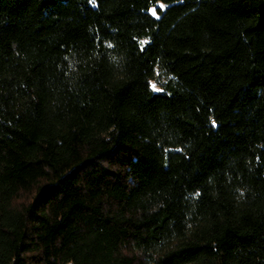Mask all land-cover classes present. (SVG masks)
Segmentation results:
<instances>
[{"label": "trees", "instance_id": "1", "mask_svg": "<svg viewBox=\"0 0 264 264\" xmlns=\"http://www.w3.org/2000/svg\"><path fill=\"white\" fill-rule=\"evenodd\" d=\"M0 264H264V0H0Z\"/></svg>", "mask_w": 264, "mask_h": 264}, {"label": "snow or ice", "instance_id": "2", "mask_svg": "<svg viewBox=\"0 0 264 264\" xmlns=\"http://www.w3.org/2000/svg\"><path fill=\"white\" fill-rule=\"evenodd\" d=\"M161 7L163 8V7H165L164 5H161ZM156 13H155V11H153V15H155Z\"/></svg>", "mask_w": 264, "mask_h": 264}, {"label": "rangeland", "instance_id": "3", "mask_svg": "<svg viewBox=\"0 0 264 264\" xmlns=\"http://www.w3.org/2000/svg\"><path fill=\"white\" fill-rule=\"evenodd\" d=\"M152 12H153V10H152ZM152 86H153L154 88H156L155 85H154V83H152Z\"/></svg>", "mask_w": 264, "mask_h": 264}]
</instances>
